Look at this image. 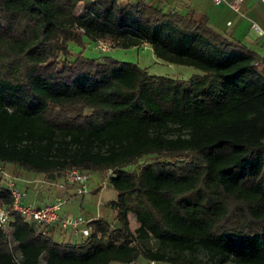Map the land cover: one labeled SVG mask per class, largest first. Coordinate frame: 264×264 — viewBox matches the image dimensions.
<instances>
[{
  "label": "trees",
  "instance_id": "16d2710c",
  "mask_svg": "<svg viewBox=\"0 0 264 264\" xmlns=\"http://www.w3.org/2000/svg\"><path fill=\"white\" fill-rule=\"evenodd\" d=\"M84 36L197 71L72 55ZM263 61L190 7L0 0V162L98 172L121 221L95 217L88 235L57 240L12 211L0 264H264ZM11 199L0 178V205Z\"/></svg>",
  "mask_w": 264,
  "mask_h": 264
},
{
  "label": "crops",
  "instance_id": "0c3cea01",
  "mask_svg": "<svg viewBox=\"0 0 264 264\" xmlns=\"http://www.w3.org/2000/svg\"><path fill=\"white\" fill-rule=\"evenodd\" d=\"M127 1V0H126ZM137 1V0H129ZM153 5L158 4L163 9L176 8L184 13L187 9L194 8L204 12L207 15L208 23L214 29L224 34L234 37L247 47L264 55V1L263 0H241L239 11L233 10L228 0H221L214 3L212 0H145ZM230 23H227V21ZM255 22L263 33L259 34L250 27ZM264 65V61H263ZM4 167L18 175V186L24 191L23 201H36L37 203L52 202L55 197H64L65 201L59 208L61 215L66 213H82L87 217H104L111 221H117L115 214L116 209L113 203L116 192L105 184L101 186L102 176L98 172H93L96 179L93 180L92 174L89 173L88 187L89 190L84 193H76L74 184L68 181L66 173H54L39 177L23 176L22 168L13 163H6ZM40 181L45 185L39 188L34 181ZM35 190V191H34ZM35 194H34V192ZM51 195V196H50ZM61 239L74 240L69 230L60 231Z\"/></svg>",
  "mask_w": 264,
  "mask_h": 264
},
{
  "label": "built area",
  "instance_id": "2783aa9c",
  "mask_svg": "<svg viewBox=\"0 0 264 264\" xmlns=\"http://www.w3.org/2000/svg\"><path fill=\"white\" fill-rule=\"evenodd\" d=\"M214 3H219L221 0H212ZM241 0H228L229 6L239 11V4ZM264 1V0H263ZM227 23H230L228 20ZM250 27L262 34L263 30L255 23L252 22ZM97 47L101 50H105L108 46L99 41ZM112 174L111 168H107L104 171L103 176ZM69 182L74 184V190L76 193H84L89 190L88 178L89 172L79 169H71L66 172ZM0 178L4 185L10 190L12 199L9 205H0V227L3 230H7L9 221L11 219L12 211H15L22 215L25 221L33 223L42 232L58 228L60 231L69 230L73 237L86 236L91 230L92 217H87L82 213L72 214L66 213L61 215L59 208L65 201L64 197H55L52 202L37 203L36 201H23L24 191L18 186V175L7 170L0 162ZM103 178V177H102ZM101 186H105L106 181L102 179Z\"/></svg>",
  "mask_w": 264,
  "mask_h": 264
},
{
  "label": "rangeland",
  "instance_id": "374dc122",
  "mask_svg": "<svg viewBox=\"0 0 264 264\" xmlns=\"http://www.w3.org/2000/svg\"><path fill=\"white\" fill-rule=\"evenodd\" d=\"M115 2L122 3L126 0H114ZM97 43L94 41L88 40L86 36L83 38V44L71 42L69 43V48L72 55L81 52L83 55L91 56V57H102L104 55H110L114 58L119 60L137 62L141 66H145L150 73L155 74H163L172 77H179V78H187L193 72L197 71V69L190 65H182V64H175L162 61L156 58L150 48L149 45L141 44L139 46H130V47H108L105 50H101L99 47L96 46ZM88 109H85L87 112ZM93 173V172H92ZM21 174L23 176H32L35 173L31 170L22 169ZM39 177H42V173L36 174ZM93 180L97 177L95 173L92 174ZM39 185V188L45 187L39 180L34 181ZM35 191V190H34ZM33 191V192H34ZM35 194V192H34ZM51 196V195H50ZM127 221L131 227V229H135L138 226L137 221L134 219L132 214L127 215ZM117 223H121V221L117 220ZM53 235L55 239L61 240L60 230L58 228L54 229ZM112 264H123V263H112ZM125 264H169L167 262H159V261H148L142 257H139L137 260L131 263ZM232 264V263H228Z\"/></svg>",
  "mask_w": 264,
  "mask_h": 264
}]
</instances>
